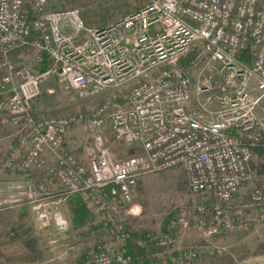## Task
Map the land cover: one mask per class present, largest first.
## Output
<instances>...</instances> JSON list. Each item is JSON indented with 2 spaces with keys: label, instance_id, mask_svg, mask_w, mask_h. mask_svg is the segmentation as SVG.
<instances>
[{
  "label": "built area",
  "instance_id": "2783aa9c",
  "mask_svg": "<svg viewBox=\"0 0 264 264\" xmlns=\"http://www.w3.org/2000/svg\"><path fill=\"white\" fill-rule=\"evenodd\" d=\"M144 1L113 22L93 26L79 9H57L52 0H0V95H7L0 111L8 112L16 137L0 171L43 172L46 185L84 193L90 208L105 211L113 202L129 207L142 176L182 167L189 190L202 196L194 211L186 202L178 206L182 231L193 227V217L208 239L264 220V183L240 195L254 181L256 149H264V0ZM197 44L217 63L226 93L209 98L217 105L210 117L205 103L193 102L191 78L179 64ZM23 46L36 50L37 64L50 65L35 71L16 64L11 54ZM49 75L80 98L105 97L90 114L37 117L32 104ZM107 122L130 154L118 155L109 144ZM78 123L86 131L84 158L67 142ZM22 188L14 184L0 206L20 201L19 193L38 199V192ZM35 209L38 217L49 216L46 203ZM54 218L59 228L67 226L59 213ZM117 231L119 238L130 237L123 225ZM159 244L179 252L178 264L206 251L177 247L173 236ZM223 250L216 245L209 252ZM89 255L93 264L133 262L131 255L106 248ZM159 259L153 264H162Z\"/></svg>",
  "mask_w": 264,
  "mask_h": 264
},
{
  "label": "rangeland",
  "instance_id": "374dc122",
  "mask_svg": "<svg viewBox=\"0 0 264 264\" xmlns=\"http://www.w3.org/2000/svg\"><path fill=\"white\" fill-rule=\"evenodd\" d=\"M144 3V0H52L54 8L79 9L85 22L93 26L113 22ZM35 53L36 50L32 46L19 47L13 51L12 60L18 64L28 65L35 71H42L43 65L37 64ZM191 53L192 57H188ZM183 57L186 61L188 59V65L184 66L180 62L179 64L191 78L193 102L195 105L205 103L207 109L205 114L210 117L213 115L211 109H215L217 105L210 104L209 98L215 94H226L219 86L216 73L218 65L211 60L201 44L192 46ZM45 62L48 67L50 62L48 60ZM211 80L213 83H210ZM207 86L210 87L206 88ZM104 97L105 95L80 98L66 84L49 75L44 78L41 94L33 101L32 109L41 118L77 112L90 114L101 104ZM69 130L75 136L78 149L83 150L86 137L84 125L78 123ZM105 133L109 144L118 155H128L132 152L113 137L108 122ZM252 166L254 181L246 184L240 195H245L252 186L264 183V153L256 154ZM2 180L0 177V182ZM2 197L3 195L0 196ZM201 197L200 194H194L189 190L186 172L182 167L142 176L129 207L113 202L105 211L90 208L84 193L68 194L56 183H48L45 189H38V199L41 198V201L47 204L49 216L46 219L38 215L33 216L31 222L33 228L30 230L22 226L14 229L12 221L17 218L14 216L16 210L13 211L10 205L0 206V264H93L89 257L92 249L106 248L114 253L125 252L127 240L118 236L117 228L120 225L129 232L132 241L139 234L142 237L144 233L148 237L158 239L166 236L178 238L185 232L177 222L178 206L186 202L194 211L195 204ZM38 199L35 204L39 203ZM79 199L85 201L91 213L89 220L82 225L75 223V208ZM130 207L132 212L127 210ZM54 213H59L67 219L66 227L57 226ZM191 230L194 231L193 236L188 239L183 236L190 241L189 244L184 242L183 249L187 250L188 245H194L203 246L206 251L200 253L189 264H264V220H249L242 229L208 239L199 233L196 219L193 217ZM216 245L224 250L221 253H210L209 250ZM164 250L167 251L166 255L169 252L170 257L174 252H178L175 248ZM178 256L179 253L168 259L170 262L163 261L162 264H178Z\"/></svg>",
  "mask_w": 264,
  "mask_h": 264
},
{
  "label": "crops",
  "instance_id": "0c3cea01",
  "mask_svg": "<svg viewBox=\"0 0 264 264\" xmlns=\"http://www.w3.org/2000/svg\"><path fill=\"white\" fill-rule=\"evenodd\" d=\"M12 58V54H11ZM18 64V63H16ZM6 94L1 95V100L0 101H6ZM35 104V103H34ZM34 110H36L34 108ZM34 114L37 116V113L34 112ZM41 117V116H37ZM14 127L9 121V114L6 110L0 111V161H2L6 155L8 154L9 150L12 148V146L16 143V137L13 135ZM72 135V136H71ZM75 136L71 134V131L69 130L68 135H67V142L69 148L75 152L79 158H84L83 150L78 149V145H76L77 141L74 139ZM0 177L3 178V180L0 182V196L3 195L6 196L9 193V189L14 185V184H21L23 186V190L27 191H34L35 195L38 192V188L41 187L42 185H45V188L47 185L45 184V179H44V174L43 172H30V173H22V172H17V171H0ZM44 188V189H45ZM43 190V189H40ZM19 196L20 201L18 200L14 204H12L10 207L13 208V211L18 214L14 213V216L16 215L17 218L15 217L12 221L14 229H16L17 226H22L23 228L27 227V229L30 230L32 227L31 222H32V217H37V212L35 209V200L28 199L26 194L24 193H19L17 194ZM24 201V202H23ZM39 202H41V198L38 199ZM21 206H24L21 208ZM25 208L28 211L27 216L24 219H20L19 216ZM31 218V220H29ZM37 219V218H36ZM23 224V225H22ZM33 228V227H32ZM194 231L189 230L188 232H184V235L179 236L177 238L178 246L177 247H183L184 242L186 241V244H189L190 241L187 239L193 236ZM187 237V239H184V237ZM192 240V239H191ZM12 241L15 243V240L12 239ZM165 255L163 257L159 256V260L161 262H170L168 259L174 257L169 256L168 253L166 255V252H164ZM15 256V255H14ZM162 258V259H161Z\"/></svg>",
  "mask_w": 264,
  "mask_h": 264
},
{
  "label": "trees",
  "instance_id": "16d2710c",
  "mask_svg": "<svg viewBox=\"0 0 264 264\" xmlns=\"http://www.w3.org/2000/svg\"><path fill=\"white\" fill-rule=\"evenodd\" d=\"M188 57H192V53L189 54ZM186 58L180 59V63L184 66L188 65L187 61L184 60ZM46 62L43 63V70L46 68ZM264 153L263 148H257L256 154ZM28 214L27 209L20 214L19 218L24 219ZM75 223L77 225H82L87 222L91 217V213L86 207L85 201L83 199H79L75 208ZM139 234L134 241L130 237H128L127 244L125 245L124 251L126 254H129L133 257L132 264H153L155 260L159 258L158 254L160 252H164V247L159 244V239L157 237H148L146 233L143 234L142 237ZM179 252H174L173 255L177 256Z\"/></svg>",
  "mask_w": 264,
  "mask_h": 264
}]
</instances>
